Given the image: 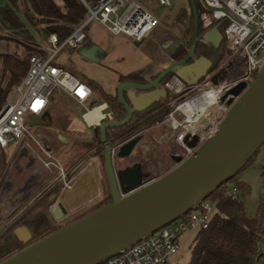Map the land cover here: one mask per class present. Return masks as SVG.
<instances>
[{
  "label": "water",
  "instance_id": "water-1",
  "mask_svg": "<svg viewBox=\"0 0 264 264\" xmlns=\"http://www.w3.org/2000/svg\"><path fill=\"white\" fill-rule=\"evenodd\" d=\"M189 4L194 14V33L187 56L164 67L147 83H120L117 95L126 110L125 117L99 124L112 200L25 246L0 264H101L192 210L257 154L264 143V65L249 84L240 82L230 88L224 98L232 94L237 99L218 128L188 157L171 154L176 166L163 176L142 183L138 164L119 172L114 168L115 148L107 137V129L124 125L135 111L143 112L166 98L168 90L162 82L169 74L192 85L204 78L211 68L209 60L189 63L200 40L197 2L189 0ZM210 40L216 43L223 40L220 25L205 34L203 41ZM85 54L92 57L91 50ZM219 75L212 78L214 84L218 83ZM39 123L37 115L31 118L32 126ZM140 141V134L130 138L118 146L116 154L120 158L131 156ZM197 141L195 136L188 143L196 146ZM65 211L62 204L53 209L57 219H62ZM16 231L23 238L30 235L27 227Z\"/></svg>",
  "mask_w": 264,
  "mask_h": 264
},
{
  "label": "built area",
  "instance_id": "built-area-1",
  "mask_svg": "<svg viewBox=\"0 0 264 264\" xmlns=\"http://www.w3.org/2000/svg\"><path fill=\"white\" fill-rule=\"evenodd\" d=\"M158 1L167 7L172 5L171 0ZM198 1L204 28L223 25L226 60L220 70L207 74L195 84H186L174 74L164 84L175 95L170 103L174 108L164 120L185 157L218 128L237 99L232 94L224 98L230 88L240 82L249 84L264 65V0ZM82 2L86 8L83 22L64 39L56 33L49 35L45 46L47 54L36 52L30 56L27 74L16 87L14 96L0 109V152H7L15 139L24 141L29 136L35 139L29 131L31 118L45 111L55 91H63L82 104L93 95L86 82L55 62L64 48H78L85 42L92 23L102 24L113 35H126L142 42L160 22L158 16L136 0ZM217 73H220L219 81L214 84L212 78ZM27 116H31L30 122ZM104 119H113V115L106 114ZM195 136L197 145L191 146L188 142ZM38 144L42 153H36L34 160L42 162L46 168L54 167L57 170L55 183H61L64 190L71 189V171L49 148ZM228 191L235 193L237 188ZM215 210V206L204 199L175 221L108 258L105 264H175L173 258L180 249V236L191 228H207ZM261 264H264V254Z\"/></svg>",
  "mask_w": 264,
  "mask_h": 264
},
{
  "label": "trees",
  "instance_id": "trees-1",
  "mask_svg": "<svg viewBox=\"0 0 264 264\" xmlns=\"http://www.w3.org/2000/svg\"><path fill=\"white\" fill-rule=\"evenodd\" d=\"M196 2L200 15L201 5L198 0ZM85 13L86 8L82 0H7L4 5H0V30L4 31L3 34H0V42L3 39H8L7 37L11 35L12 38L9 37V41L13 40L19 45L20 40H23L26 46V54L23 57L18 53L2 56L3 60L0 66V109L14 88L22 82L27 74L31 53L44 52L42 42H46L51 33H56L60 39L66 38L83 22ZM162 22L160 20L158 26L152 30L153 40L147 41L146 37L142 41V43H146L145 52L158 51L161 49L159 45H164L163 40L166 30ZM171 23L172 27L178 29L181 33V39L173 45L169 44L167 48L170 62H174L185 58L192 45L194 14L190 4L188 7L180 8ZM209 30L204 28L200 22V40L189 63L209 60L211 68L208 73H212L221 69L226 60V50L224 38L220 43L212 40L203 41ZM220 30L223 31L222 24ZM163 68L160 67L152 73L150 78L138 72L121 75L120 82L147 83L156 78ZM172 75L169 74L162 84H165ZM80 79L84 81L82 78ZM94 88L100 99H106L110 103L114 119H123L126 110L119 102L118 95L105 92L97 83H95ZM174 97L175 95H172L168 90L166 98L143 112L135 111L129 122L120 127L108 128L107 137L111 146L118 147L130 138L141 135L143 131L159 120L164 119L172 110L170 101ZM83 143V148H86L85 153L95 147L104 162V147L101 142L100 126L96 127L92 139ZM255 156L244 168L252 162ZM6 166V152H0V179ZM236 175L222 182L206 198L215 206L216 210L209 226L197 230L190 248L191 257L188 264H261L263 256L261 242L264 237V183L257 212L254 216H248L245 213L244 198L250 192L249 183L243 180L237 181L236 185L233 186L237 188V192L229 193L228 191L231 189L228 181ZM61 187L62 185L59 182L53 184L45 194L4 226L0 231V261L112 200L110 193L109 198L100 201L88 211L75 215L66 223L60 224L57 222L59 220L54 216L51 207L57 201ZM19 227H27L30 235L27 238L21 237L16 231ZM101 264H105V262Z\"/></svg>",
  "mask_w": 264,
  "mask_h": 264
},
{
  "label": "rangeland",
  "instance_id": "rangeland-1",
  "mask_svg": "<svg viewBox=\"0 0 264 264\" xmlns=\"http://www.w3.org/2000/svg\"><path fill=\"white\" fill-rule=\"evenodd\" d=\"M143 6H145L149 11L154 13L156 16L162 20L165 27L164 34V45H159L160 50L158 51H147L145 52V44L140 43V49L144 51L148 56H150L154 62L161 64L160 66L166 65L170 62V57L167 48L170 45L178 42L181 39V33L178 29L172 27V20L178 10L182 7L189 6V0H171L172 5L170 7L164 6L159 3L158 0H136ZM7 0H0V5H4ZM3 30H0V34H3ZM9 37L12 38L11 35ZM9 37H7L9 39ZM130 38V37H129ZM3 39L0 42V66L2 63V56L5 54H15L18 53L22 57L26 54L24 45L25 42L20 40V44H16L13 40ZM133 43L136 41L132 38ZM153 40V33L147 36V41ZM43 47L46 46L47 41H43ZM145 47V48H144ZM33 53H31L32 55ZM218 71V70H217ZM208 74H213L208 73ZM255 78V77H254ZM253 78V79H254ZM252 79V80H253ZM251 80V81H252ZM16 87L10 94L8 99L12 98L15 94ZM7 99V100H8ZM172 102V101H170ZM5 104V103H4ZM172 109L173 105H170ZM84 109H80L77 112L75 124L80 129V131L85 133H91V129H87L83 122ZM31 116H27L30 122ZM165 119V118H164ZM47 127V122L45 124ZM43 125H29V131L35 139L27 137L26 139L20 140L15 139L11 146L7 149V166L0 179V231L4 226L9 223L13 218L18 216L25 210L30 204H32L36 199L41 197L45 192L49 190L53 184L44 187L37 195L33 196L30 202L23 204H15V192H18L23 187L26 180L30 179L31 176L41 173V178L46 176L47 172L51 171L46 168L42 162H36L35 160H28L30 163H25L23 160L24 152L28 153L29 157L36 156V153L41 154L42 150L39 146L42 145L44 148H51L53 156L57 158L66 169L71 168L75 165L72 170L78 171L83 168L81 172L82 179H88L91 181L87 192L83 190L80 191L79 181L75 183L74 189L69 192H62V200L67 202V215L64 216L62 220L57 221L60 224H64L75 215L88 211L91 207L95 206L100 201L109 198L110 189L108 185V192H104L103 197L100 199L102 192H99L100 185L95 181L98 179L96 174L95 166L90 163L87 157H84L86 148H83V142H73L70 140L69 135H65V138L61 136L63 134H56L51 132V130ZM68 138V139H67ZM117 148L115 147V153L113 158L114 168L117 172L121 170L125 165L133 166L138 164V169L140 170V180L142 183L157 179L167 173L169 170L176 166V163L171 158V154H182L184 150L180 149L175 144V136L170 132L168 123L163 120L161 124H154L151 129H147L141 133V141L134 149L131 156L127 158H120L117 154ZM27 162V161H26ZM101 167L103 170V161L101 159ZM25 164V165H24ZM17 167H22L19 171ZM54 168V167H53ZM51 168V169H53ZM55 173L53 177L57 176V170L54 168ZM246 181L250 185V192L244 198L245 203V213L248 216H254L257 212L258 201L263 191L264 183V143L261 145L259 151L257 152L255 158L252 162L239 172L236 177L228 181V185L232 189L236 185L237 181ZM55 184V183H54ZM9 185V186H8ZM8 186V188H7ZM5 201V205H1ZM197 234V229L191 228L185 231L180 236V249L178 253L174 256L173 262L175 264H188L191 257V245ZM261 247L264 251V237L261 242Z\"/></svg>",
  "mask_w": 264,
  "mask_h": 264
},
{
  "label": "crops",
  "instance_id": "crops-1",
  "mask_svg": "<svg viewBox=\"0 0 264 264\" xmlns=\"http://www.w3.org/2000/svg\"><path fill=\"white\" fill-rule=\"evenodd\" d=\"M87 33V38L80 47L64 48L55 58V62L72 72L78 78H82L92 89L93 95L86 101V104H82L63 91H55L50 97L49 104L45 111L38 115L40 119L38 125H43V127H45L46 125L44 124L46 121L48 125V127H46L49 128L51 132L63 134L61 136L62 138H65V135H69V142L71 140L73 142H85L91 140L95 134L96 127L99 126L101 122L108 121V119H104V115H108L109 113L113 115L110 103L106 99H100L96 94L94 88L95 83L99 84L105 92L117 95V89L121 83V75L138 72L142 73L143 76L150 78V75L156 72L160 67L163 68L172 63L169 62L166 65L160 66L161 64L154 62L150 56L140 49L137 41L133 43V40L126 35H113L100 23H92L88 27ZM87 50H91L92 57L85 54V51ZM41 53L43 55L47 54L45 47L44 52ZM162 85L164 86V84ZM80 109L85 110L83 113L84 126L87 129H91V133L80 131L75 124L76 115ZM90 114H92L91 118L88 117ZM163 120L164 119L159 120L156 124H161ZM152 127L153 125L148 129H151ZM49 149L51 150V148ZM22 155L23 160L27 164L30 163L28 160H34V158L28 156L27 152H24V154L22 153ZM84 157H87L88 160L91 161L90 163L95 166L96 174L98 175V179L95 182L100 185L99 192H102L101 199L104 192H108L109 185L104 162L102 170L101 156L95 147L85 153ZM132 157L133 156H131V158ZM74 166L75 165L67 169L71 171L73 176L72 188L64 190L61 187L60 195L51 207L52 212L57 204H62L66 210L64 216L69 214L66 205L67 202L62 200L61 197L62 192L73 190L77 181H79L80 191L83 190L84 192H87L88 187L91 184V181L88 179L81 178L83 168L74 171V169L72 170ZM17 168L19 171L22 169V167ZM50 170L51 171L47 172L43 179H40L42 174L37 173L31 176L30 179L26 180V182L31 181L32 184L25 187L24 183L21 190L15 192V204H25L30 202L33 199V196L39 193L38 191L49 186L51 182V184H54L55 177L53 176L55 170L54 168ZM1 205H5V201L2 202ZM261 250L264 254L262 247Z\"/></svg>",
  "mask_w": 264,
  "mask_h": 264
},
{
  "label": "flooded vegetation",
  "instance_id": "flooded-vegetation-1",
  "mask_svg": "<svg viewBox=\"0 0 264 264\" xmlns=\"http://www.w3.org/2000/svg\"><path fill=\"white\" fill-rule=\"evenodd\" d=\"M223 72L225 71V69L224 70H222ZM150 128V127H149ZM147 130V129H146ZM103 145V144H102ZM113 148H115V147H113ZM116 148H118L117 146H116ZM127 166H129V165H125L123 168H121V169H124V168H126ZM117 172V171H116ZM32 184V182L31 181H29V182H25V187H28V186H30ZM64 218V217H63ZM62 218V219H63ZM61 219V220H62Z\"/></svg>",
  "mask_w": 264,
  "mask_h": 264
},
{
  "label": "bare ground",
  "instance_id": "bare-ground-1",
  "mask_svg": "<svg viewBox=\"0 0 264 264\" xmlns=\"http://www.w3.org/2000/svg\"><path fill=\"white\" fill-rule=\"evenodd\" d=\"M91 115H92V114L88 115V117L91 118Z\"/></svg>",
  "mask_w": 264,
  "mask_h": 264
}]
</instances>
